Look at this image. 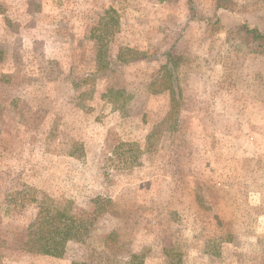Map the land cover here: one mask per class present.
<instances>
[{
  "label": "rangeland",
  "instance_id": "obj_1",
  "mask_svg": "<svg viewBox=\"0 0 264 264\" xmlns=\"http://www.w3.org/2000/svg\"><path fill=\"white\" fill-rule=\"evenodd\" d=\"M261 36L264 0H0V264H264Z\"/></svg>",
  "mask_w": 264,
  "mask_h": 264
},
{
  "label": "trees",
  "instance_id": "obj_2",
  "mask_svg": "<svg viewBox=\"0 0 264 264\" xmlns=\"http://www.w3.org/2000/svg\"><path fill=\"white\" fill-rule=\"evenodd\" d=\"M110 20L113 21L111 17ZM111 26L113 25L111 24ZM247 32H252V30L248 29ZM107 34L108 33L101 37L102 41H107ZM260 38L262 39V49L260 52L264 55V37L261 36ZM96 40L99 41L100 39L96 38ZM1 55L2 53L0 51V57ZM164 56L166 60L159 69V72L161 73L159 74V80L162 84V86L160 85L161 91H168L169 94V111L163 121H170V127H172V124L177 122L176 117L179 113V107L181 104V93L177 81V75L176 72H174L175 63L171 60L168 54H165ZM160 126L161 124L154 126L152 133L148 136V140L151 139V136L157 133V129ZM67 205V207L70 206L68 203ZM43 213L46 214V222L49 221L51 225L49 227L40 226L36 233H30L31 237H29V242H27L28 250L44 256L59 257L64 252L65 244L71 240H80V236L85 233L86 228H82V224L75 220L70 212L68 213L67 208L62 211L56 210L52 214H50L49 211ZM39 221L37 223H39ZM134 259L135 255L131 257V260L127 264H133Z\"/></svg>",
  "mask_w": 264,
  "mask_h": 264
}]
</instances>
